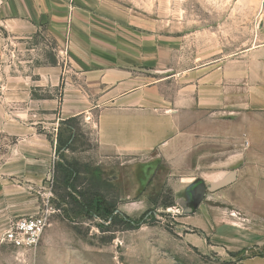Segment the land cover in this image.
Instances as JSON below:
<instances>
[{"label": "rangeland", "instance_id": "rangeland-1", "mask_svg": "<svg viewBox=\"0 0 264 264\" xmlns=\"http://www.w3.org/2000/svg\"><path fill=\"white\" fill-rule=\"evenodd\" d=\"M258 1L110 0V6L103 13L106 19L99 17L102 22H94L93 28L119 32L124 40L125 58L103 57L113 64L119 62L117 65L132 75L130 85L150 84L198 64L239 58L245 51L246 37L250 38L254 28L248 17L255 8L250 7ZM2 44V60L8 66L7 73L13 75L30 73L33 65L54 62L55 49L62 47V43L57 45L43 33L23 43L5 40ZM59 59L66 72L54 92L58 101L54 116L63 119L62 98L67 76L77 73L82 77V70L79 66L77 70L70 69L73 63L66 54H61ZM96 66L93 63L90 71L98 70ZM78 79L82 90L86 88L90 93L91 87L84 84L86 79ZM34 94L51 95L48 89H36ZM98 94L94 92L93 96ZM64 108L68 115L77 109L84 111L77 114V124L73 127L60 124V119L44 118L42 121L46 123L37 124V133L51 145L50 155L30 150L25 155L29 162L5 163L4 148L0 153V178L7 181H2L0 191L10 195L5 201L12 209L10 218L41 211H47L48 215L39 247L30 250L1 242L0 264H244L246 250H236L215 236L218 232L230 235L223 228L219 231V223H228L229 216L236 214L233 205L221 196L222 190L207 191L196 205L188 197L187 185L181 182L185 174L193 177V181L206 177L203 172L216 170L208 166L212 163L199 167L198 163H167L158 157L138 161L126 157L105 158L95 138L99 106L82 103L74 109L66 103ZM249 114L253 118V133L246 155L253 163L248 164L251 170L248 179L240 176L236 189L246 184L253 201H257L256 195L264 186V110H250ZM235 118L236 127H241L244 123L241 117ZM260 131L263 132L260 134ZM221 148V157L225 158L228 146L222 144ZM62 157L82 164L78 178ZM10 165L5 172L4 167ZM96 168L104 180L102 193L118 211L131 218L151 211L138 228H126L122 222L110 224L109 218L95 208L90 215H85L68 195L72 191L70 186L82 191L89 188L93 175L98 174ZM171 199L172 206L165 207ZM260 204L264 207L263 200ZM238 217L244 224V217ZM252 252L262 254L264 250Z\"/></svg>", "mask_w": 264, "mask_h": 264}, {"label": "crops", "instance_id": "crops-1", "mask_svg": "<svg viewBox=\"0 0 264 264\" xmlns=\"http://www.w3.org/2000/svg\"><path fill=\"white\" fill-rule=\"evenodd\" d=\"M109 6L110 0H0V153L4 148L5 163L29 162L25 155L30 150L50 155V143L36 129L38 123H46L44 118L60 119L54 116L58 104L54 92L66 72L59 57L66 54L73 63L70 69L79 66L82 77L77 73L67 76L63 105H73L74 109L82 103L99 106L95 138L100 154L131 161L158 157L167 163H198L199 167L212 163L208 166L216 170L203 172L206 177L193 181L185 174L182 178L189 199L192 194L200 195L192 199L196 205L205 198L206 184L216 183L234 171V182L220 189L236 212L225 222L228 226L219 223V231L223 228L230 235L218 232L215 236L236 250H246L244 264H264V252H252L264 250V207L260 204L264 186L256 195L257 201H253L246 184L236 189L240 176L248 179V164L253 163L246 152L253 133L249 111L264 110V0L250 7L255 8L248 17L254 28L239 58L216 59L171 73L165 80L134 85L129 84L132 75L119 67V62L113 64L103 57L125 58L123 37L119 32L93 28L94 22L106 19L103 13ZM38 33L49 36L57 45L62 43L55 49L54 62L33 65L30 73H7L2 43H23ZM93 63L98 70L90 71ZM83 77L84 84L91 87L90 93L80 86L78 78ZM36 89H48L51 95H34ZM92 92L100 94L93 96ZM64 106L63 118L84 112L77 109L68 115ZM237 115L244 122L239 128L234 123ZM222 144L228 146L225 158L221 157ZM4 168L6 172L11 165ZM2 181L0 178V187ZM9 197L6 191H0V200L4 199L0 203V236L12 221V209L5 202ZM238 215L244 217V224Z\"/></svg>", "mask_w": 264, "mask_h": 264}, {"label": "trees", "instance_id": "trees-1", "mask_svg": "<svg viewBox=\"0 0 264 264\" xmlns=\"http://www.w3.org/2000/svg\"><path fill=\"white\" fill-rule=\"evenodd\" d=\"M61 86V85H60ZM35 95V94H34ZM77 116H70L67 118H60L59 122L62 125H68L73 127L77 124ZM57 142L60 144V139H57ZM62 160L65 162L66 165L70 166L71 170H74L75 178L79 177V168L81 167V163L78 161H65L62 157ZM88 167L87 165H84ZM98 171V174L93 175V181L89 188L82 190H76L72 186H70V191L68 195L74 200L80 207L81 212L85 215H90L91 211L95 208L96 210L101 211L105 216L109 219L110 224H116L117 222H122L126 228H138L142 223L145 221V216L150 213L151 211H145L140 217L138 218H131L130 216L121 213L118 211L117 207L108 202L105 198L104 194L101 191V186L104 184V180L101 177V171L99 168L95 169ZM173 199H171L168 203H165V207L172 206ZM119 215L122 216V220H119Z\"/></svg>", "mask_w": 264, "mask_h": 264}, {"label": "built area", "instance_id": "built-area-1", "mask_svg": "<svg viewBox=\"0 0 264 264\" xmlns=\"http://www.w3.org/2000/svg\"><path fill=\"white\" fill-rule=\"evenodd\" d=\"M47 211L13 219L3 233L0 242L14 247L36 248L47 226Z\"/></svg>", "mask_w": 264, "mask_h": 264}, {"label": "water", "instance_id": "water-1", "mask_svg": "<svg viewBox=\"0 0 264 264\" xmlns=\"http://www.w3.org/2000/svg\"><path fill=\"white\" fill-rule=\"evenodd\" d=\"M235 178H236L235 172L231 171L224 178L219 180L218 182L208 185L207 188L209 191H216V190L221 189L222 187H224L226 185L233 183Z\"/></svg>", "mask_w": 264, "mask_h": 264}, {"label": "flooded vegetation", "instance_id": "flooded-vegetation-1", "mask_svg": "<svg viewBox=\"0 0 264 264\" xmlns=\"http://www.w3.org/2000/svg\"><path fill=\"white\" fill-rule=\"evenodd\" d=\"M206 191H208L207 188H205V193H206ZM205 193H204V194H205ZM199 196H200V195L192 194V199L195 200V199L198 198Z\"/></svg>", "mask_w": 264, "mask_h": 264}]
</instances>
